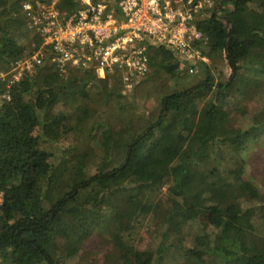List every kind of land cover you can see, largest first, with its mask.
I'll list each match as a JSON object with an SVG mask.
<instances>
[{
    "label": "trees",
    "instance_id": "16d2710c",
    "mask_svg": "<svg viewBox=\"0 0 264 264\" xmlns=\"http://www.w3.org/2000/svg\"><path fill=\"white\" fill-rule=\"evenodd\" d=\"M23 1L29 0H0L1 94L27 54L28 45L13 34L19 21L14 3ZM227 2L214 0L198 29L202 54L225 58L229 80L217 82L210 63H201L196 73L204 80L167 95L158 113L138 123L96 129V113L86 104L72 108L95 76L91 71L74 69L65 79L45 64L13 82L10 99L0 104V264H66L96 230L112 244L110 264H264V197L253 199L254 185L234 178L243 168L240 154L264 132V107L250 129L235 127L224 107L234 95L264 91L244 72L259 77L264 71V0ZM58 8L74 13L82 6L59 0ZM150 50L148 75L155 67L180 80L183 69L188 73L172 50ZM96 81L105 84L106 101L124 87L119 72ZM71 136L89 139L90 149L82 155L64 149ZM164 188L166 200L149 201ZM141 216L154 223L143 237L159 244L125 255L127 221ZM202 217L206 227L186 246L181 230Z\"/></svg>",
    "mask_w": 264,
    "mask_h": 264
},
{
    "label": "built area",
    "instance_id": "2783aa9c",
    "mask_svg": "<svg viewBox=\"0 0 264 264\" xmlns=\"http://www.w3.org/2000/svg\"><path fill=\"white\" fill-rule=\"evenodd\" d=\"M58 2H23L28 29L40 44L16 62L0 104L10 99L13 82L45 64L63 76L74 69L102 79L119 72L132 91L150 71L151 47L175 52L190 74L209 62L198 22L211 15L213 0H78L82 8L74 13L60 11Z\"/></svg>",
    "mask_w": 264,
    "mask_h": 264
},
{
    "label": "rangeland",
    "instance_id": "374dc122",
    "mask_svg": "<svg viewBox=\"0 0 264 264\" xmlns=\"http://www.w3.org/2000/svg\"><path fill=\"white\" fill-rule=\"evenodd\" d=\"M30 1L37 3L39 0ZM23 2L14 3L19 21L15 24V28H17L16 32L13 34L21 43L28 45V49L26 50V56H28V54L34 51V46H37V39L33 31L28 29L27 18L22 9ZM229 3L230 0H228L227 4ZM228 8H231V6ZM217 11L220 12L221 9L219 8ZM180 63L182 62L180 61ZM209 63L217 82L221 79L229 80L232 70L225 61V58L218 59L217 61L209 60ZM155 70V73L152 70V74L150 73L145 79L136 84L132 91H127L123 87L119 97H111L108 101H106V97L101 92L104 91L105 84L96 81V79H100L98 76H92V80L87 84L86 89L80 90L77 97L71 101V106L73 109L77 110L79 106L86 104L88 106L87 108H90L92 111V114L96 113L94 117L95 121L97 120L96 129L99 128V126L106 127L110 124L118 125L119 127L121 124L132 123V121L138 123L145 120L148 116L158 113L161 109V102L164 97L173 93L182 92L204 80L202 72L189 75V72L187 73L186 70L183 69L184 73L182 72L180 74L183 78L180 80L178 76L167 74L158 67H155ZM244 72L245 75H248L249 79L251 78V82L257 86L255 88H263V70H260L261 76L259 77L258 75L253 76L251 74L252 70H245ZM73 73L75 72L66 74L65 79L69 78ZM114 85L115 84L110 86ZM260 91L261 95L259 96L258 94ZM224 107L233 117V125L235 127L250 129L258 123V113L264 107V91L251 89L250 97H246L245 99H241L238 94L234 95L228 99ZM98 133L99 130L93 133V135L98 136ZM74 138L75 137L71 136L62 143L64 149L70 147L73 151L80 152L81 155L82 151L90 149L88 146L89 139L84 137L74 142ZM42 147L46 148V145H42ZM70 154L75 160H77L80 155L77 152ZM239 158L240 160L243 159V168L237 170L234 178L242 177L244 180L254 185L255 190L252 196L253 199L264 197V132L248 144V148L240 154ZM166 190V188L160 191L157 190V194L149 196V201L156 202L159 200H166ZM1 201L0 195V202ZM153 225L154 223H152L150 218L146 219L143 216L137 221L128 220L126 228L127 234L130 233L131 238L127 240L128 246L122 247L121 252L125 253V255H130L135 249L143 252H147L148 249H154L159 242L154 240L152 242L148 235L143 237V235L150 231V227ZM206 225L207 219L202 217L198 223H192L183 228L181 233L184 236L185 245L190 246V242L193 240L192 233L203 229ZM110 255H113V247L112 244L107 241L106 233L102 230H96L91 233L75 255L66 257L65 263L110 264Z\"/></svg>",
    "mask_w": 264,
    "mask_h": 264
},
{
    "label": "water",
    "instance_id": "95a60500",
    "mask_svg": "<svg viewBox=\"0 0 264 264\" xmlns=\"http://www.w3.org/2000/svg\"><path fill=\"white\" fill-rule=\"evenodd\" d=\"M223 4H224V2L221 3V5H220V7H219L220 9H221V7L223 6ZM227 28H228V23L226 24V29H227Z\"/></svg>",
    "mask_w": 264,
    "mask_h": 264
},
{
    "label": "clouds",
    "instance_id": "9594fccd",
    "mask_svg": "<svg viewBox=\"0 0 264 264\" xmlns=\"http://www.w3.org/2000/svg\"><path fill=\"white\" fill-rule=\"evenodd\" d=\"M38 47V46H37ZM209 63V62H208ZM200 67H201V65H200Z\"/></svg>",
    "mask_w": 264,
    "mask_h": 264
}]
</instances>
